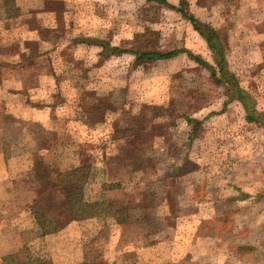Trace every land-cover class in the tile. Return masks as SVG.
<instances>
[{
    "label": "rangeland",
    "instance_id": "rangeland-1",
    "mask_svg": "<svg viewBox=\"0 0 264 264\" xmlns=\"http://www.w3.org/2000/svg\"><path fill=\"white\" fill-rule=\"evenodd\" d=\"M163 1L14 0L19 15L7 18L0 0V77L18 75L30 91L43 84L46 94H59V108L69 105L85 123L69 133L64 125L53 130L56 147L37 152L46 165L63 174L89 165L85 202L146 204L150 189L160 196L150 210L152 233L116 225L100 210L76 221L66 239L64 230L40 239V230L23 225L29 237L0 264H264V126L247 122L242 105L226 95L234 91L229 80L264 112V0ZM181 9L212 33L214 50ZM175 50L211 64L216 77L187 53L158 61L135 56ZM48 74L56 76L53 86L42 78ZM15 87L0 82L4 114L17 106ZM104 183L117 186L105 190ZM247 191L262 197L243 210L237 201L250 199ZM54 192L52 211L64 223V187ZM205 199L214 205L194 213Z\"/></svg>",
    "mask_w": 264,
    "mask_h": 264
},
{
    "label": "crops",
    "instance_id": "crops-1",
    "mask_svg": "<svg viewBox=\"0 0 264 264\" xmlns=\"http://www.w3.org/2000/svg\"><path fill=\"white\" fill-rule=\"evenodd\" d=\"M43 57H45V55L36 56V58L29 61L30 63L27 64V62H25V65L22 63L21 66L17 63L15 64V67L30 66L31 62L37 64L43 60L41 59ZM48 75H44L42 78L48 83V85L53 86L56 81V76L54 74ZM17 76L12 75L6 78L0 77V82L6 80L9 81L10 79L14 84H17V88H12V94H14L16 101H18L16 104L17 106H12L10 111L8 110V112H6L8 114H4L3 111L0 110V258L9 255V253H15L16 250L14 249H17L16 247L21 243H24L29 237V232L25 230L26 228L23 225H27L32 230L35 228L34 232L36 229L40 230L37 228V221L34 218L31 209L34 208L39 212L51 211L52 208H54V186H59L62 189L64 187V184L61 182L62 177L59 176L63 174L62 171L53 167L50 168L46 165L47 161L45 158L37 152L45 151L44 148L46 146L52 145V147H56V135L53 130L56 129L57 126L64 125V129L68 133L71 132L72 128L73 130H79L84 129L85 126L84 121L82 122L80 119L77 120L73 117V109L69 105L64 104V109L59 108L60 105L55 102V99H57L59 95L57 92L56 94H46L47 91H42L41 87H44L42 84L38 87L39 90L36 89L38 91L37 95L33 97L36 90L32 89L30 91L29 89L31 88L25 85L22 87ZM66 97L74 99L71 94H64V100H66ZM59 120L63 121L59 122ZM90 130H94V128L90 127ZM51 138L54 139L52 140ZM20 147L26 148V150H14ZM67 151L69 152V149ZM83 160L84 158L80 159V162ZM88 161L90 162V159ZM181 161L185 162V158ZM42 164L48 167L47 172H43V170H40L38 167ZM78 166L79 165L71 168ZM71 168H68L67 170ZM67 170H64V172ZM88 177L89 181L91 173H89ZM88 181L83 187V192L85 191ZM146 194H152L150 195L152 204L146 209V211L150 213V210L155 206V203L160 199V196L157 195L153 189L147 190ZM245 194H248L250 199H247L246 201H237L242 205L241 209L243 210L248 209L249 207L251 208V203L254 205L255 202L262 197V195H255L249 191ZM168 195L169 197H172L171 193L168 194L167 192L166 197ZM166 197L164 200L169 206L170 203L166 200ZM95 201L99 202L100 200L88 202ZM114 201L118 202V199H114ZM119 202L128 201L124 198ZM137 203H140V199ZM200 204L214 205V202L209 199L197 200L195 202L196 208L194 213L200 211ZM207 207L208 209H211L209 206ZM27 214L30 215L28 216V219L26 218ZM171 215V213L170 215L167 213V216L171 217ZM167 216H165L164 219L170 224L172 218H170V221H167ZM22 218H26L28 223L21 224L20 220ZM152 219L157 225L154 216ZM80 222H67L60 230L54 233H48L49 235H42L40 230L38 236L40 239H54L53 237L56 234H59L64 230V237L66 239L68 233H70V230L73 228L72 225L79 224ZM29 239L34 240L35 238Z\"/></svg>",
    "mask_w": 264,
    "mask_h": 264
},
{
    "label": "trees",
    "instance_id": "trees-1",
    "mask_svg": "<svg viewBox=\"0 0 264 264\" xmlns=\"http://www.w3.org/2000/svg\"><path fill=\"white\" fill-rule=\"evenodd\" d=\"M157 2L166 4L163 0H155ZM14 0H3V6L6 7V16L7 18H14L19 15L18 8L13 5L12 3ZM5 10V9H4ZM180 13L183 14L184 17H186L190 23L192 24L195 31L198 32V34L205 39L206 43L211 45V43L214 41V38L212 36V33L205 32L202 28H200L196 20L193 17L187 16V14L184 12V10H179ZM212 47V48H211ZM210 49L214 50V46H211ZM113 52H118L117 50H114ZM112 52V53H113ZM187 53L188 56L192 59H194L196 62L201 64L202 66L206 67L208 70L211 71V74L213 77H216L215 75V69L213 66L200 58H197L192 53L186 51V50H175L170 51L167 53L163 52H143V53H135L137 62L139 61H149V60H170L180 54ZM220 57V55H218ZM221 59V58H220ZM216 81L220 83V80L216 78ZM228 87L229 85L232 86L234 89L233 92H226V95L228 97V100H236L238 101L244 111L246 112L245 120L249 123H254L259 126H264V112L259 113L255 110V107L253 105V101L251 97L246 94L243 90H241L234 82L230 83L228 80ZM228 90V89H227ZM190 121L189 119H187ZM198 125V124H197ZM197 127V126H196ZM195 133V132H194ZM143 163V162H142ZM40 170H44L47 172V166L44 164L38 166ZM42 168V169H41ZM89 165L81 164L78 167L71 168L64 172V174H61V182L64 184V207L60 213L61 216H64V223H60V218L54 216V212L52 211H46V212H39L38 210L32 208L31 212L34 216V218L37 221L38 228L41 230V234L45 235L48 233H54L58 230H60L64 224L70 221H80L84 220L86 218L94 217L98 215L97 210L100 211H106V215L110 218L114 217L113 222L117 225H125V224H134L141 226L143 229H149L150 233L151 231L155 229L156 222L153 221L152 217L153 215H150L146 211L147 205L152 204V200L149 199L150 195H147L146 204L144 203H136L132 202V200H128V202H116L114 200L104 199L99 202H85L84 198V192L83 187L88 181V175H89ZM46 176V175H45ZM105 187L107 189H113V186L111 184L104 183ZM153 199V198H152ZM142 198L140 199V201ZM166 200L169 201L171 204L170 209L168 210V214L170 215L174 199L172 197H169V195L166 197ZM59 215V214H58ZM60 216V217H61ZM169 216H167L166 220L170 221ZM152 229V230H151ZM148 236V235H147ZM21 264V263H18ZM91 264H97L92 262Z\"/></svg>",
    "mask_w": 264,
    "mask_h": 264
}]
</instances>
